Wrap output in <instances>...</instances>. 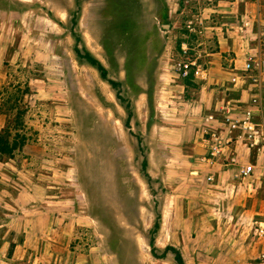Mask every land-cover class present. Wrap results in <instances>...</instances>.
Here are the masks:
<instances>
[{
  "label": "rangeland",
  "instance_id": "obj_1",
  "mask_svg": "<svg viewBox=\"0 0 264 264\" xmlns=\"http://www.w3.org/2000/svg\"><path fill=\"white\" fill-rule=\"evenodd\" d=\"M179 1L0 0V264H178L175 244L186 264L256 262L235 212L264 206V149L212 156L202 117L211 96L264 115V36L246 10L191 33ZM185 35L201 71L180 92Z\"/></svg>",
  "mask_w": 264,
  "mask_h": 264
},
{
  "label": "built area",
  "instance_id": "obj_2",
  "mask_svg": "<svg viewBox=\"0 0 264 264\" xmlns=\"http://www.w3.org/2000/svg\"><path fill=\"white\" fill-rule=\"evenodd\" d=\"M253 2L257 9L264 6V0H180V6L182 9L190 8L194 10V15L185 20V27L188 31L193 33L196 27H202L205 24L204 15L201 12L206 10L215 9L218 5L226 3L230 7H235L241 3ZM246 25L252 23V20H246L244 22ZM264 24V22H262ZM227 25V23L224 22ZM196 36H199L197 30ZM264 31L260 30L259 40H263ZM189 40L188 36L185 35L182 41V58L175 63V70L179 77L187 78L191 75H196L201 71V67L197 65V59H192V54H190L189 47L187 45ZM254 56L250 55L245 71H251L254 67ZM262 71V64L259 67ZM205 73L206 71H202ZM239 75L235 76L233 80H236ZM258 107H248L242 109V111L235 113L228 106L222 107L220 113L209 112L205 115V121L209 125V129L206 130L208 133L205 138L207 141V147L212 156H218L223 153L227 148H231L234 144H243L247 149L262 150L264 149V120H257V109ZM221 110V109H220ZM261 117V116H260ZM210 125H212L210 127ZM236 158H233V160ZM256 166L254 164L242 165L240 170L236 173L237 177H250L255 173ZM261 218L254 219L252 222V231H254V236L264 237V208L262 210ZM253 264H264V252H262L255 263Z\"/></svg>",
  "mask_w": 264,
  "mask_h": 264
},
{
  "label": "crops",
  "instance_id": "obj_3",
  "mask_svg": "<svg viewBox=\"0 0 264 264\" xmlns=\"http://www.w3.org/2000/svg\"><path fill=\"white\" fill-rule=\"evenodd\" d=\"M179 3H180V1L178 2V4H177V6H175V11H177V10H179V11H185V10H190V11H194V10H191L189 7L188 8H184V9H182V5L180 6V8H179ZM231 10H246V11H249L250 12V14L249 15H247V17L248 18H246V19H242V21H240L237 25L238 26H240V28H243L244 26L245 27H248V26H250V25H252L253 26V24H254V20H253V18L257 21V23H258V25H259V30H258V32H260V30L262 31V28H264V24L262 23V22H264V6H261L260 7V9H257L255 6H254V4H253V2H247V3H241V4H239V5H236L235 7H230V6H228L226 3H223V4H221V5H218L215 9H212V10H206V11H203V12H201L202 13V15H204V18H205V16H206V12H209L210 13V16H208V18H209V20H211L210 21V25L211 26H218V27H228L229 26V23L227 22V21H224V20H222V21H220V24H217L218 23V21L219 20H217V19H215L216 18V15H218L219 13H218V11H222V12H229V11H231ZM250 17V18H249ZM258 19V20H257ZM187 20V19H186ZM246 20H252V23H250L249 25H246L244 22L246 21ZM185 20L183 19V22H184ZM224 22L225 23H227V25L226 24H224ZM195 37H196V35H195ZM241 37H243V35L241 36ZM198 38H200L199 36H198ZM238 39V38H237ZM196 40H198L197 38H196ZM246 40H256L257 42H258V40H257V38L255 37V39L254 38H252L251 39V36H247L246 37ZM219 41H221V36H219ZM260 42H261V40H259ZM251 55H253V54H251ZM254 56V55H253ZM234 69L235 68H231V70L234 72ZM210 73H211V71H209ZM233 72H231L230 74H233V75H235V74H237V73H233ZM227 74H229V72H226ZM259 73L260 74H263V70L262 71H260L259 70ZM178 75V74H177ZM179 77V76H178ZM179 78H181V81L180 82H183L182 84H183V86H181L180 84H177L178 86H179V88H175V89H178L180 92L181 91H186V89H187V91H189V89H193V88H195V87H190L187 83H186V81H189V80H191L192 79V75L191 76H189V77H187V78H182V77H179ZM181 89V90H180ZM180 96V95H179ZM206 99V102H207V105H208V107H209V109H206L205 110V112H204V115H203V117H202V119L205 121V115L207 114V113H209V112H216L215 110L216 109H221L222 107H225V106H227V105H224V104H226V103H224V102H221V101H219L218 102V99L217 98H213L212 96L210 97V100L208 99V98H205ZM192 101H194V100H192ZM197 101V100H196ZM260 118H261V121L262 120H264V115L263 114H261V117H260V115L259 114H257V120H260ZM195 118H193L192 116H190L189 117V119H187V122L188 123H192V126H194L193 125V123L195 122ZM198 121H199V118H198ZM206 122V121H205ZM212 125H210V127H211ZM195 127V126H194ZM206 139H208L207 137H205ZM207 150H208V148H207ZM247 150V149H246ZM250 150H255V149H250ZM259 166H261V165H259ZM255 172H256V169H255ZM254 176V175H253ZM263 208H264V206L262 207V209H261V212H262V210H263ZM230 210H233V209H230ZM229 210V211H230ZM176 212V211H175ZM260 212V213H261ZM194 212H192V211H188V216L191 214H193ZM256 213V212H255ZM254 212H251L250 213V215H248L247 214V211H244L243 209H240V210H237L236 212H235V214H236V216H240V219L241 218H243V220L244 221H246V223H247V225H249V227L251 228L252 227V224H253V220L254 219H260L261 218V214L259 213V214H257V215H259L258 217H257V215L255 214ZM228 214V213H227ZM231 218V217H230ZM240 222H242L243 223V221L241 220ZM239 223V222H238ZM241 226H243V225H241ZM181 226L180 225H178L177 227H176V229H179ZM240 229H242L241 227H240ZM251 230V233H249V234H247L245 237H250V241L248 240V247L244 250V252L247 254V257H250L251 258V262H253V260L254 261H256L257 260V258H258V256L262 253V252H264V237H258V236H254V231H252V229H250ZM256 240H259V241H257L256 242ZM255 243V244H254ZM257 246V247H256ZM241 247H244V245L243 246H241ZM175 248L177 249V251L181 254V256H182V258H183V261H184V256H183V253H181V250H180V246H178L177 244H175ZM258 248V251L259 250H261L260 251V253H259V255L258 256H252L255 252H256V249ZM248 251H250L249 253H250V255H249V253H248ZM175 257H176V255H175ZM177 260V259H176ZM178 262V261H177ZM184 263H185V261H184ZM179 264V263H178ZM186 264V263H185Z\"/></svg>",
  "mask_w": 264,
  "mask_h": 264
},
{
  "label": "trees",
  "instance_id": "obj_4",
  "mask_svg": "<svg viewBox=\"0 0 264 264\" xmlns=\"http://www.w3.org/2000/svg\"><path fill=\"white\" fill-rule=\"evenodd\" d=\"M86 58H87L91 63L97 65V67L101 70V74H102V76H103L104 78L107 77V69L103 66V64L99 63L95 58H93L92 56H90V54H88V53H87ZM111 83H112L113 85L116 84L114 81H112ZM117 84L119 85L120 83H117ZM0 141H2V139H1V134H0ZM0 149H5V148L2 147V148H0ZM156 226L158 227V226H159V223H157ZM153 240H154V239H153ZM153 240H151L152 245H154V244H153ZM168 248H170L171 250H173V251L175 252V254H176V259H177V261H178L179 264H185L184 261H183V258H182V256H181V254L177 251V249H176L175 247L170 246V247H168Z\"/></svg>",
  "mask_w": 264,
  "mask_h": 264
}]
</instances>
